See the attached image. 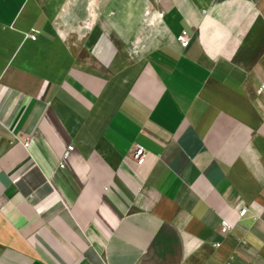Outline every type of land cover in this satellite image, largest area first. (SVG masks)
<instances>
[{
  "label": "crops",
  "instance_id": "0c3cea01",
  "mask_svg": "<svg viewBox=\"0 0 264 264\" xmlns=\"http://www.w3.org/2000/svg\"><path fill=\"white\" fill-rule=\"evenodd\" d=\"M161 2L145 36L0 0V264L264 257V0Z\"/></svg>",
  "mask_w": 264,
  "mask_h": 264
},
{
  "label": "rangeland",
  "instance_id": "374dc122",
  "mask_svg": "<svg viewBox=\"0 0 264 264\" xmlns=\"http://www.w3.org/2000/svg\"><path fill=\"white\" fill-rule=\"evenodd\" d=\"M167 4L162 3L161 0L142 3H129L124 0H66L64 6L65 9L69 8L72 11V20H77L80 23V26L78 25L79 28L82 27L83 30H87V27L99 24L100 22H112L113 18L118 19L121 24H127L130 21L128 16L131 15L133 17V14H130L128 11L131 9L136 10L135 14L138 15L140 13L141 15V21L138 26L141 28V33L147 36L157 27V23L160 21V16L158 17L157 15ZM80 14L84 16L79 20ZM79 35V33H76L74 37L78 39ZM253 263L264 264V257L254 258Z\"/></svg>",
  "mask_w": 264,
  "mask_h": 264
},
{
  "label": "built area",
  "instance_id": "2783aa9c",
  "mask_svg": "<svg viewBox=\"0 0 264 264\" xmlns=\"http://www.w3.org/2000/svg\"><path fill=\"white\" fill-rule=\"evenodd\" d=\"M158 17L161 15H157ZM159 17V18H160ZM39 36V31L35 29H31L28 33L25 34V38L31 40V41H36ZM191 43V37L188 35L187 32H182L180 37H179V45L182 50H186L189 47V44ZM264 92V84L261 85V87L258 89V93ZM27 146V145H26ZM74 147L73 146H68L63 154V160L59 164V168L63 169L64 168V162L70 158V155L73 151ZM147 152L145 149L139 145H135L132 150V158L135 161V163L139 166H141L146 158ZM246 213L245 209H242L239 211V217H243ZM220 231L224 235H228L231 231V226L227 221H221L220 223Z\"/></svg>",
  "mask_w": 264,
  "mask_h": 264
}]
</instances>
